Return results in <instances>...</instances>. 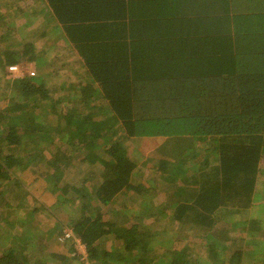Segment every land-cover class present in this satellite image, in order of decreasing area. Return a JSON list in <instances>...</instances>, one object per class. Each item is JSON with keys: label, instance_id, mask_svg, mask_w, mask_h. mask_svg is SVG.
<instances>
[{"label": "trees", "instance_id": "16d2710c", "mask_svg": "<svg viewBox=\"0 0 264 264\" xmlns=\"http://www.w3.org/2000/svg\"><path fill=\"white\" fill-rule=\"evenodd\" d=\"M44 1L53 14L51 20L62 27L83 62L82 80L72 85L80 93L76 99L80 106L63 112L53 105L60 121L55 129L44 128L40 112L48 95L42 75L25 74L6 81L11 100L0 110V207H12L4 198L9 186L29 192L19 172L28 167L38 171L44 163V179L57 191L58 203L79 208V215L70 217L68 226L87 246L86 263L115 260L121 264L123 259L130 261L133 253L145 254L151 235L143 223L125 221L121 226L106 220L105 212L112 209L103 211V207L123 190L139 197H145V190L151 197L162 191L159 183L167 188L177 184L179 189L171 191L179 197L178 204L173 203L174 214L198 208L196 217L203 216L210 225L222 206L231 212L252 205L258 175L264 171V0ZM5 29H0V46L12 42ZM15 61L16 52L0 49L3 69L6 66L9 71ZM96 100H105L102 107H107L108 115L106 110L102 115L101 109L85 114L88 105L96 108ZM63 132L70 135L65 149L61 142L55 145L50 134L63 136ZM185 134L195 136L198 145H209L204 148L205 157L198 159L202 160L200 171L194 170L198 172L195 183L184 180L187 187L178 183L188 177L191 168L186 161L196 155L192 150L180 154L177 162L155 159L156 165L149 163L158 173V182L151 181L154 187L144 189L135 183L140 168L128 154L126 140L144 136L173 139ZM42 138L50 142V148L42 145ZM80 151L85 152L79 161L99 167L102 173V180L91 188L62 181L64 169ZM189 186L193 196L188 194ZM26 196L22 199L25 205ZM38 198H33L31 206L18 204V219L25 227H38L32 224L40 209ZM10 234L4 237L8 243L0 250V264H48L46 256H29L27 247L33 238L16 241L12 236L21 234ZM110 235L121 241L120 250L107 251L99 245L100 239ZM212 252L209 264H222L215 255L220 251ZM182 256L165 263L187 264ZM49 257L62 264L70 261L63 255ZM74 259L82 262L77 254ZM156 261L164 262L161 257Z\"/></svg>", "mask_w": 264, "mask_h": 264}, {"label": "rangeland", "instance_id": "374dc122", "mask_svg": "<svg viewBox=\"0 0 264 264\" xmlns=\"http://www.w3.org/2000/svg\"><path fill=\"white\" fill-rule=\"evenodd\" d=\"M52 15L44 0H0V29L6 28L5 32L8 29L7 36L12 37V42H5V45L0 46V49L3 53L7 51L16 52L18 61H15V64L19 66V69L15 71H6V66L4 69L0 66V101L11 100L9 96L11 93L6 92L8 79L25 74L42 75V82L47 90L48 98H46L47 102L40 112L41 115L40 113L39 115L43 120L44 128L47 129H55L61 118L57 114L58 110L54 111L53 105H59L63 112L72 105L73 107L80 106L76 100L80 97V93L75 91L72 85L81 82L85 71L81 58L74 51L71 42L65 38L62 27L58 25L56 20H51ZM1 32L3 33V31ZM31 57L34 59H30ZM4 96H6L5 99H2ZM4 102L0 103V110L6 103ZM96 102V108H89V105L84 108L85 114L90 110L101 109L102 115L105 110L106 115H108L107 107H102L105 105V100H96ZM99 115L98 113L97 116ZM79 117L84 119V116ZM50 134L53 135L51 140L54 141L55 145L56 142H61L64 149L68 147L70 137L68 133L63 132V136H57L56 133ZM41 141L44 146L50 143L46 138H42ZM126 141L128 154L132 156L140 168L134 176L135 183L142 184L144 189L154 187L153 182L151 183L152 180L158 182L155 165L160 159L177 162L176 159L180 154L186 155L191 150L196 155L186 161V166L191 168L189 172L187 170L186 175L188 177L178 180V183L185 187L188 186L185 181L190 180V183H195L198 172L194 170H199V162L202 160L198 159L205 157L204 148L209 146L208 143L198 145L200 144L199 140L195 139V136L187 134L174 136L173 139L166 136H144L135 137L133 141L130 139ZM48 148H50L49 145ZM47 152L49 150L46 151L45 156H49ZM84 152L75 153L74 158L69 161L71 165H67L68 167L66 166L64 169L62 181L91 188V184L102 180V173L99 167L94 169L79 161V157ZM155 159L158 161L155 162ZM148 164L155 165L149 167ZM43 166L44 163L42 169L39 168L35 172L29 167L19 172V179L24 182L23 185L26 186V189L30 187L31 191L25 192L23 188L9 186L4 198L12 207L7 209L0 207V223L2 225L0 250H3L5 244L8 243L4 237L9 236L10 233V235L21 234L20 236L23 238L12 236V240L21 241V239L25 240L28 237L33 238L27 247L29 249L27 252L31 258L46 256L45 260L48 264H62L58 260L50 259L49 256L52 255L59 259L63 255L64 258H70L69 264H78L76 258L73 260L77 254L79 261H82L79 264H88L85 261L87 258L85 259L80 254L81 243L84 246L86 244L75 234L73 237H67L64 234L66 230H71L68 222L79 215V208L77 205L70 208L64 203H58L57 191L50 185V181L47 182L44 179ZM261 166L264 168V159ZM33 177H35L34 181H36L37 188L32 185ZM258 177L252 205L249 208L233 209L231 212L222 206L215 211L211 225L204 222L203 216L196 217L197 214L200 215L196 210L198 208L193 207L192 210L189 209L185 213L186 209H184L178 216L174 214L173 203L178 204L179 197L172 195L171 191L174 192V190L179 189L177 184L167 188V185L164 186V184L159 183L162 191H156L154 194L151 192V197L145 190L142 191L145 197H139L138 194L134 195L133 192L127 193L126 190H123L111 204L106 208L103 207V211L112 209L110 213L105 212L106 215L108 214L106 220L116 221L121 226L124 225L125 221L127 224L136 223L140 225L143 223L142 226L149 229L151 235L147 236L150 237L147 242L149 249L145 254L142 255L141 253L139 256L133 253L130 255V261L123 259L121 264H156L158 257L164 261L160 264H166L168 260L180 258L182 254V260H188L187 264H209L214 257L211 254L212 251H220V254L215 255L219 256L218 260L219 258L223 260L222 264H264V237H262L264 236V171H261ZM190 192L193 196V187L189 188L188 194ZM25 193H27L25 202H28L30 206L33 198L39 197L36 204L40 209L32 222L34 227L38 225L35 229L30 226L25 227L19 222L21 212L18 204L20 203L24 207L28 205L22 202ZM187 200L188 197L185 198L186 204H188ZM94 204L97 205V203ZM40 206H44L45 209ZM100 210L102 211V207ZM124 210L126 214L123 213ZM200 211L204 210L200 209ZM86 213L89 215L88 210ZM22 217L28 218L29 216L23 214ZM60 231L62 234H59ZM34 232L37 234H33ZM207 236L213 237L208 240L206 239ZM98 243L107 251L121 249V241L113 239V236L111 238V235L103 237ZM245 243L250 246L245 247ZM21 244V242L18 243V245ZM233 254L238 258L233 260L231 257ZM140 257L141 259H138ZM35 260L31 259L30 262ZM108 264L118 263L115 260H110Z\"/></svg>", "mask_w": 264, "mask_h": 264}, {"label": "built area", "instance_id": "2783aa9c", "mask_svg": "<svg viewBox=\"0 0 264 264\" xmlns=\"http://www.w3.org/2000/svg\"><path fill=\"white\" fill-rule=\"evenodd\" d=\"M9 71H15V70H18L19 69V66L17 65V64H12V65H10L9 67ZM65 236H67V237H69V236H71V237H73V231H72V229L71 230H66L65 231ZM80 249H81V252H80V254H82L83 255V257H85V258H87V250H86V246H84L82 243H81V246H80Z\"/></svg>", "mask_w": 264, "mask_h": 264}, {"label": "crops", "instance_id": "0c3cea01", "mask_svg": "<svg viewBox=\"0 0 264 264\" xmlns=\"http://www.w3.org/2000/svg\"><path fill=\"white\" fill-rule=\"evenodd\" d=\"M5 97H6V96H5ZM3 102H4V101H2V100L0 101V103H3ZM4 103H5V102H4ZM3 106H4V105H3ZM3 106H2V107H3ZM34 180H35V177H33V179L31 180V181H32V183H33L32 185H33V186H35V187L37 188V184H35V183H36V181H34ZM27 189H29V191H31L30 187H27ZM235 232H236V231H235ZM235 232H234V234H235ZM262 237H264V236H262ZM230 246H231V245L229 244V247H230ZM244 246H245V247H247V246H248V244H247V243H245V245H244ZM249 246H250V245H249ZM249 246H248V247H249Z\"/></svg>", "mask_w": 264, "mask_h": 264}]
</instances>
